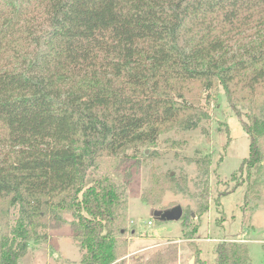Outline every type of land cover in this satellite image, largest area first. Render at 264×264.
<instances>
[{
    "label": "trees",
    "instance_id": "16d2710c",
    "mask_svg": "<svg viewBox=\"0 0 264 264\" xmlns=\"http://www.w3.org/2000/svg\"><path fill=\"white\" fill-rule=\"evenodd\" d=\"M192 83L208 100L219 83L238 115L264 93V0H0V264H19L64 211L81 264H124L123 192L88 171L198 109ZM247 116L239 170L251 175L264 161V115ZM215 253L199 263L252 264L239 240Z\"/></svg>",
    "mask_w": 264,
    "mask_h": 264
},
{
    "label": "rangeland",
    "instance_id": "374dc122",
    "mask_svg": "<svg viewBox=\"0 0 264 264\" xmlns=\"http://www.w3.org/2000/svg\"><path fill=\"white\" fill-rule=\"evenodd\" d=\"M188 99L198 109L165 122L154 142L105 154L88 171L90 178L109 177L123 192L125 230L117 262L200 264L214 260L218 243L239 240L248 244L252 264H264V161L251 175L239 170L250 154L242 121L250 111L264 115V93L240 102L241 115L219 83L209 100L199 83L190 84ZM176 205L183 207L180 220L154 214ZM18 214V207H11L10 225ZM62 215V223L46 220L19 264H81L73 215Z\"/></svg>",
    "mask_w": 264,
    "mask_h": 264
},
{
    "label": "water",
    "instance_id": "95a60500",
    "mask_svg": "<svg viewBox=\"0 0 264 264\" xmlns=\"http://www.w3.org/2000/svg\"><path fill=\"white\" fill-rule=\"evenodd\" d=\"M154 214L160 220H180L183 216V207L176 205L166 210H155Z\"/></svg>",
    "mask_w": 264,
    "mask_h": 264
}]
</instances>
